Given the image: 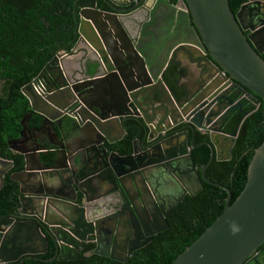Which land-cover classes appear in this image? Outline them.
<instances>
[{
  "label": "water",
  "instance_id": "1",
  "mask_svg": "<svg viewBox=\"0 0 264 264\" xmlns=\"http://www.w3.org/2000/svg\"><path fill=\"white\" fill-rule=\"evenodd\" d=\"M103 1L110 10L97 0L79 2L76 45L59 49L22 90L32 114L9 144L24 169L11 176L19 184L17 213L0 218V264L46 254L49 239L61 261L78 259L93 242L95 254L126 263L170 227L167 218L203 183L228 193L225 210L173 264H264V143L232 205L229 189L205 176L221 160L216 138H227V117L234 110L249 116L231 95L247 89L264 106V0H247L236 14L229 0ZM171 68L181 100L165 81ZM34 114L42 123L30 128ZM130 117L143 120L149 145L135 140L122 156L108 146L125 138ZM181 124L210 138L200 173L189 131L169 136ZM42 153L54 155L51 164ZM14 167L0 153V192ZM114 197L117 206L107 201ZM101 209L107 212L95 214ZM124 211L130 221H122ZM122 227L135 232L121 240ZM141 230L144 241H132Z\"/></svg>",
  "mask_w": 264,
  "mask_h": 264
},
{
  "label": "trees",
  "instance_id": "2",
  "mask_svg": "<svg viewBox=\"0 0 264 264\" xmlns=\"http://www.w3.org/2000/svg\"><path fill=\"white\" fill-rule=\"evenodd\" d=\"M81 0H0V153L14 162L15 167L7 174L0 192V218L17 213L19 184L11 179L24 169L22 155L14 154L10 142L20 138L22 121L29 117L31 106L23 94L25 86L36 79L59 49L71 51L79 34L78 4ZM176 4L179 0H170ZM247 0H229L236 14ZM99 7L108 10L104 4ZM264 60V54L261 56ZM174 74V69H169ZM170 88L175 90L176 79L166 76ZM177 98L180 95L177 93ZM258 104V107L256 106ZM249 116L245 119L239 110L227 117L224 131L238 135L231 160H214L206 171V178L223 185L232 194L231 205L239 198L248 181L249 166L254 152L264 143V106L257 97L243 109ZM42 118L34 114L29 120L30 128L40 126ZM67 124L70 121L67 120ZM125 138L117 145L108 146L122 156L133 152V142L148 144L145 123L137 117L123 122ZM208 137L198 134L193 159L199 173L211 156V150L203 142ZM42 160L51 164L54 155L43 154ZM205 189L195 196H186L168 217L169 228L157 234L147 246L136 251L126 263L94 253L95 244H87L76 260L61 261L56 248L49 239L50 250L45 255L26 258L23 264H173L175 260L209 227L225 210L228 193L218 187L203 183ZM12 264H21L20 262Z\"/></svg>",
  "mask_w": 264,
  "mask_h": 264
},
{
  "label": "flooded vegetation",
  "instance_id": "3",
  "mask_svg": "<svg viewBox=\"0 0 264 264\" xmlns=\"http://www.w3.org/2000/svg\"><path fill=\"white\" fill-rule=\"evenodd\" d=\"M97 2H98V4L100 5V4H104L106 7H107V9L108 10H110L109 9V5L107 4V3H105L103 0H97ZM177 4V3H176ZM172 69H174V68H172ZM175 72H176V70L174 69V74H175ZM167 75H170L171 76V78H176V77H174V75H172V74H170V73H167V74H165V81H166V76ZM178 81V77L176 78V82ZM189 81V82H188ZM187 81V83L190 85L191 84V81L190 80H188ZM176 82H175V86H176ZM166 83H167V81H166ZM168 84V83H167ZM168 86H169V84H168ZM170 87V86H169ZM171 89V88H170ZM172 90V89H171ZM175 90H176V92H174L173 90V92H174V94H175V96H176V98H177V93L179 94V92L177 91V88L175 87ZM246 91H247V93H241V95L240 96H235V95H231V97H232V99L236 102V103H240L242 106H243V109L245 108V107H247L248 106V104L249 103H254L256 100H257V96H255L254 94H252L249 90H247L246 89ZM181 96H180V98L178 99V100H181ZM256 106L258 107V104H256ZM234 111H237V110H234ZM233 112V111H232ZM231 112V113H232ZM226 122V121H225ZM224 128H225V126H224ZM186 131H189V142L190 143H192V142H195L196 141V138H197V135L198 134H200V135H203V136H207L208 137V140L207 141H204L203 142V144L204 145H206L205 143L206 142H208V141H210V138H209V136L208 135H204V134H201V133H199V132H192L191 130H189L187 127H186V124H181V125H179V126H177V127H174L170 132H169V136L170 137H173V136H175V135H177V134H179V133H183V132H186ZM224 133L227 135V138L226 139H224V137L223 136H221V137H217L216 138V141H217V154H218V158L219 159H221V160H217V159H215V160H217V161H223V159H228V160H231V158H232V154H233V149H234V146L235 145H233V143L235 142V144H236V140H237V138L236 139H233V137H235V135H230V134H227L225 131H224ZM237 137H238V135H237ZM223 140H225V143L223 144V145H221V142L223 141ZM196 144V143H195ZM221 145V146H220ZM200 145H198V147H199ZM24 147V146H23ZM22 148V147H21ZM48 149H50V148H48ZM197 149V148H196ZM195 149H193L192 151H191V153L194 151ZM230 151H231V153H230ZM44 153H42L41 154V156L43 155ZM52 154V153H51ZM46 155V154H45ZM47 156H50V155H47ZM192 156H193V154H192ZM211 157V156H210ZM228 160H226V161H228ZM69 175H72V174H69ZM192 186H193V184H192ZM193 187H197V186H193ZM177 194V190L175 191V195ZM97 196V194H95V192H91V194H90V197L91 198H93V197H96ZM186 196H188V195H186ZM134 197H135V199L137 200L138 199V196H136V195H134ZM117 197H114L113 199L112 198H108L107 199V201H112L113 203H117L115 206H117L119 203H120V201L118 200V199H116ZM186 198V197H185ZM184 198V199H185ZM135 200V201H136ZM172 200V198L170 199V200H168L169 202ZM107 201H103L104 203L105 202H107ZM78 203L80 204V200L78 201ZM108 203V202H107ZM107 206H108V204H107ZM112 209H115V207H112ZM107 209H104V210H98L95 214H99V213H104L105 211H106ZM107 212V211H106ZM105 212V213H106ZM121 213V212H120ZM141 213H142V215L144 214L143 213V210L141 211ZM122 221H130L131 220V218H130V214H129V212L128 211H124V214L122 215ZM168 219V218H167ZM129 223V222H128ZM127 232H130V233H134L135 231H133L132 232V230L131 229H127V228H118L117 230H116V235H117V237L119 238L120 237V239L121 240H123L124 238H125V233H127ZM142 233V230L140 231V233H138L137 235V237L135 236V237H133L132 238V241H134L136 238H139V239H141L142 237H140V234ZM143 233H144V230H143ZM161 233V232H160ZM159 234V233H158ZM156 236V235H155ZM154 236V237H155ZM154 237H153V239H154ZM141 240H143V239H141ZM51 241V240H50ZM144 241V240H143ZM92 244H95V243H93V242H91ZM91 243H87V244H91ZM86 244V245H87ZM85 245V246H86ZM96 245V244H95ZM132 245H131V243H128L127 244V246H126V248H130ZM123 247H125L124 246V243H122L121 245H120V248H123ZM96 249V248H95ZM49 250H50V247H49V249H48V251H47V253L49 252ZM84 250V249H83ZM138 251V250H137ZM94 252H95V250H94ZM136 252V251H135ZM134 252V253H135ZM46 253V254H47ZM133 253V254H134ZM132 254V255H133ZM45 255V254H44ZM131 257V256H130Z\"/></svg>",
  "mask_w": 264,
  "mask_h": 264
}]
</instances>
